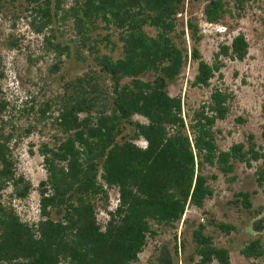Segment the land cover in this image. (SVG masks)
I'll return each instance as SVG.
<instances>
[{"label": "trees", "instance_id": "trees-1", "mask_svg": "<svg viewBox=\"0 0 264 264\" xmlns=\"http://www.w3.org/2000/svg\"><path fill=\"white\" fill-rule=\"evenodd\" d=\"M18 1L33 14L29 25L34 33L49 31L44 38L48 44L53 38L49 26L70 21L77 40L74 58L84 61L81 50L94 53L99 76L110 86L103 89L97 83L98 76L88 73L65 85L66 94L53 119L62 138L38 149L45 172V179L37 185L38 219L30 224L22 222L0 201V264H135L147 237L154 235L152 225L172 226L186 206L201 209L211 196L202 173L205 168L226 177L233 173L236 163L250 167L264 157L251 136L226 151L218 150L213 126L228 112V97L219 89H213L207 102L186 115L187 121L181 114L179 97L167 94L168 85L178 77L186 59L170 34L176 26L175 15L187 0H72L66 9L61 7L63 0H53L52 5L51 0ZM246 1L232 0L236 17ZM225 5L222 0H206L203 21H220L230 13ZM35 17L37 25L33 23ZM97 22L105 30L117 32V58L96 56L97 50L88 45ZM145 27L153 29L154 35L148 36ZM185 29L193 44L199 42L198 29L189 19ZM108 37L102 39L107 44ZM51 47L58 56L69 55L66 45L55 42ZM246 54L247 43L241 34L229 45H219L210 65L200 60L192 47L189 57L196 68L190 86L207 88L221 68L219 57L242 61ZM55 70L53 65L51 71ZM146 75L151 78L140 79ZM2 76L0 61V79ZM5 106L0 100V196L9 187L13 198L23 200L31 188L22 176L14 174L8 147L11 135L4 133L6 123L1 118ZM46 108L45 104L39 111L41 116ZM135 116L144 122L132 121ZM126 127L129 132L121 135ZM139 140L143 147L135 145ZM256 175L260 186L264 170ZM110 189L116 190L118 202L106 212L100 226L95 220L94 200L105 204ZM232 204L248 210L249 194L236 193ZM52 212L58 214L55 220L50 218ZM206 225L225 235L234 230L229 224L207 221ZM206 225L196 224L191 230L193 250L184 264H229L228 251L214 246L212 237L204 233ZM238 253L264 264V248L258 238L247 242ZM159 259L170 263L166 251Z\"/></svg>", "mask_w": 264, "mask_h": 264}, {"label": "rangeland", "instance_id": "rangeland-1", "mask_svg": "<svg viewBox=\"0 0 264 264\" xmlns=\"http://www.w3.org/2000/svg\"><path fill=\"white\" fill-rule=\"evenodd\" d=\"M205 1L187 0L182 10L175 15L176 26L170 35L176 46L184 50L186 59L178 77L168 85L167 94L179 97L181 114L187 121L186 115L207 102L213 89H219L228 97V112L224 120L216 121L213 126L218 150L226 151L232 144L244 143L246 137L251 136L255 148L264 155V0H247L242 13L237 17L231 9L232 0H222L230 13L224 14L220 21L209 26L204 24L202 15ZM50 3L52 5L53 0ZM71 3L72 0H63L61 7L66 9ZM32 19L33 14L26 12L20 1L0 0V61L3 75L0 79V100L6 105L1 116L6 123L3 131L11 135L8 147L14 162V174L22 176L31 188L23 200L13 198L10 195L11 189L5 188L1 192L0 201L9 205L18 219L27 224L38 219L37 185L45 179L38 149L41 144L52 146L56 139L62 138L53 119L66 94L65 85L88 73L98 76L97 83L103 89L109 90L110 86L107 79L99 76L93 60L94 53L89 55L81 50L84 61L74 58L77 40L70 21L54 22L49 26L53 38L48 44L44 38L49 36V31L34 33L29 25ZM187 19L196 25L201 37L196 44L192 43L185 29L184 21ZM33 23L37 25L38 18L35 17ZM181 30L183 34L180 35ZM144 31L148 36H153L155 32L147 27ZM237 34H241L247 43L244 59L230 61L219 57L221 68L213 75L209 86L191 87L196 68V62L189 57L192 47L196 48L200 60L210 65L218 46L229 45ZM105 35H109L108 41L112 45L102 40ZM55 42L68 46L69 55L58 56L51 47ZM11 45L13 48H10ZM88 45L97 50L96 56L107 55L111 59L119 56L117 32L113 29L105 30L100 22L95 24L90 33ZM53 65L57 66V70L51 71ZM150 78L149 75L140 77L143 81ZM45 104L47 108L41 116L39 111ZM131 120L144 122L137 116ZM129 130L126 127L121 135ZM134 143L138 147L144 145L141 140ZM261 169L264 170V157L251 163L250 167L236 163L233 173L226 177L215 169L205 168L202 173L212 191L211 196L204 200L201 209L186 206L179 221L172 226L152 225L154 235L147 237L135 264H165L159 259L162 251L168 253L169 264H184L193 250L191 230L196 224L206 225L207 221L234 227L228 235L211 225H206L204 229V233L212 237L214 246L228 251L229 264H262L260 261L246 260L238 253L241 247L256 238L264 248V181L258 186L256 180V172ZM210 176H214V180ZM231 177L233 180L229 182ZM243 192L249 194L248 210L232 204L234 195ZM116 195V190L110 189L106 191L105 204L98 198L94 200L98 225L105 222L106 212L111 211ZM57 217L58 214L52 212L50 218L55 220Z\"/></svg>", "mask_w": 264, "mask_h": 264}, {"label": "built area", "instance_id": "built-area-1", "mask_svg": "<svg viewBox=\"0 0 264 264\" xmlns=\"http://www.w3.org/2000/svg\"><path fill=\"white\" fill-rule=\"evenodd\" d=\"M185 22H186V20L184 21V26H185ZM204 24L207 26H209V25H211V24H207V23H205L204 22ZM116 203H117V195H116V198L113 200V202H112V209L111 210H113L115 207H116Z\"/></svg>", "mask_w": 264, "mask_h": 264}, {"label": "clouds", "instance_id": "clouds-1", "mask_svg": "<svg viewBox=\"0 0 264 264\" xmlns=\"http://www.w3.org/2000/svg\"><path fill=\"white\" fill-rule=\"evenodd\" d=\"M143 142V141H142ZM144 144V143H143ZM144 146V145H143ZM117 202H118V200H117ZM116 205H117V203H116Z\"/></svg>", "mask_w": 264, "mask_h": 264}]
</instances>
